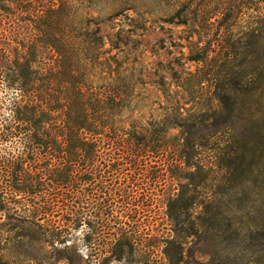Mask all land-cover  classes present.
Here are the masks:
<instances>
[{
    "label": "rangeland",
    "instance_id": "rangeland-1",
    "mask_svg": "<svg viewBox=\"0 0 264 264\" xmlns=\"http://www.w3.org/2000/svg\"><path fill=\"white\" fill-rule=\"evenodd\" d=\"M141 1L116 17L113 0H56L101 31L110 61L90 78L131 86L114 122L137 148H33L52 205L0 194V264H264V0ZM27 3L0 0V61L34 60Z\"/></svg>",
    "mask_w": 264,
    "mask_h": 264
},
{
    "label": "trees",
    "instance_id": "trees-1",
    "mask_svg": "<svg viewBox=\"0 0 264 264\" xmlns=\"http://www.w3.org/2000/svg\"><path fill=\"white\" fill-rule=\"evenodd\" d=\"M27 2L21 12L30 11L32 20L21 21L18 38L32 44L34 60L19 64L4 56L0 61V194L4 200L43 198L41 210L47 212L53 193L35 163L31 168L26 164L36 153L33 148H68L67 158H76L70 163H80L100 160L105 148L125 154L126 148L132 152L130 148L137 147L114 122L127 107L131 86L118 78L116 84L96 88L90 78L96 67L110 61H102L101 31L75 13L69 2L60 6L56 0ZM113 5L116 17L130 11L142 14L141 0H113ZM185 12L174 15L182 25L187 23L180 20ZM45 124L50 125L46 131ZM10 148L29 152L27 157L16 156ZM132 158L137 162L138 155ZM75 177L56 175L54 183L67 184Z\"/></svg>",
    "mask_w": 264,
    "mask_h": 264
}]
</instances>
